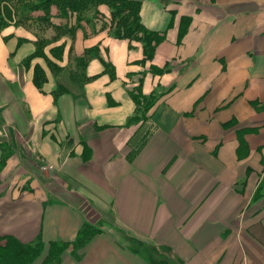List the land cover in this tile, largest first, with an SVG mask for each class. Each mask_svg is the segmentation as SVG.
I'll return each instance as SVG.
<instances>
[{
    "label": "crops",
    "instance_id": "1",
    "mask_svg": "<svg viewBox=\"0 0 264 264\" xmlns=\"http://www.w3.org/2000/svg\"><path fill=\"white\" fill-rule=\"evenodd\" d=\"M134 1L161 37L149 58L104 4L56 74L0 32V245H40L30 264H264V0ZM136 89L155 104L131 123Z\"/></svg>",
    "mask_w": 264,
    "mask_h": 264
},
{
    "label": "trees",
    "instance_id": "2",
    "mask_svg": "<svg viewBox=\"0 0 264 264\" xmlns=\"http://www.w3.org/2000/svg\"><path fill=\"white\" fill-rule=\"evenodd\" d=\"M106 5L111 10V26L116 24L117 35L122 39H133L142 41L145 47L144 55L149 58L161 40L157 34L145 30L138 19L140 2L134 0H0V32L9 27H26V23L33 21L36 28L48 27L55 32L50 39L39 38V32H35V40L28 38H19L20 41L31 42L33 44V53L27 61V67L31 62L40 58L46 63L49 71L54 74L59 72V62L65 52V46L69 39L74 38L76 31L81 28L84 21L87 24L96 25L94 18H97L98 6ZM57 9V15L63 20H67L61 25H55L51 21V9ZM42 12L40 16H34L33 13ZM74 17L73 22L69 24V19ZM141 34V35H140ZM7 38V37H5ZM51 48L46 51L48 47ZM97 49L87 50L84 57L77 60L83 63L87 58L94 55ZM96 54V53H95ZM52 58H54L52 60ZM106 71L110 73L111 80L114 78V69L111 64L100 60ZM83 64L82 68L85 67ZM33 83L42 92L43 85L47 81V74L44 68L36 63L33 66ZM61 90L60 86H57ZM131 98L136 106L135 112L130 121H141L146 118L147 113L155 104L153 96L145 97L139 89L131 92ZM95 231L85 227L81 231L83 239L87 238L89 233ZM40 245H22L13 238H7L4 246L0 245V264H30L40 253Z\"/></svg>",
    "mask_w": 264,
    "mask_h": 264
},
{
    "label": "rangeland",
    "instance_id": "3",
    "mask_svg": "<svg viewBox=\"0 0 264 264\" xmlns=\"http://www.w3.org/2000/svg\"><path fill=\"white\" fill-rule=\"evenodd\" d=\"M56 11H57V9H56ZM33 14L36 17V16L42 15V12H35ZM35 14H37V15H35ZM35 26H36V24H34L33 21H30V22L26 23V27L25 26H23V27L20 26V27H14V29L12 27H9V28H7L5 30V35H6V37H9L10 35H18V36L23 35V36H26L30 40H35V37H36L35 32H37V33L39 32V34L37 35L39 38L44 37L45 39H47V37L45 35V33H46L45 31L48 30L49 28L44 26L41 29V28H38V27L36 28ZM54 34L55 33H53V35L51 37H53ZM51 37H49V38H51ZM15 41H16V44H17L18 47L22 46L26 42V41L22 42V41L19 40V38H16V37H15ZM29 46L31 47V50H29L25 54V56H22V58L19 60V62L24 64L26 68H28L27 67V61H29L28 59L32 55L33 49H34L33 44L31 42H29ZM38 63L46 64L43 61H42V63L41 62H38ZM35 88L38 89L37 86H35ZM40 163H41V165H38V163L36 164L37 165L36 175L37 176L39 175V177L42 180L45 179V181H43L44 186H46L45 188H47V190H49V191H56V192H57V190H63L65 188V185L63 183L59 182L56 179V177H54V178H49V177L44 178V175H46L47 172L49 173V171H53V167L50 164H47V163H42V162H40ZM40 166H42V167L45 166L46 169L45 170H41V169H39ZM86 227H89V228L93 229L94 231H97V228L92 226V225H89V226H86Z\"/></svg>",
    "mask_w": 264,
    "mask_h": 264
},
{
    "label": "built area",
    "instance_id": "4",
    "mask_svg": "<svg viewBox=\"0 0 264 264\" xmlns=\"http://www.w3.org/2000/svg\"><path fill=\"white\" fill-rule=\"evenodd\" d=\"M40 169H41V170H45V169H46V167H45V166H43V167H42V166H40Z\"/></svg>",
    "mask_w": 264,
    "mask_h": 264
}]
</instances>
